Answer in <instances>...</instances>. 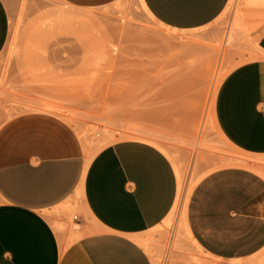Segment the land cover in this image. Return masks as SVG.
<instances>
[{"label":"rangeland","instance_id":"1","mask_svg":"<svg viewBox=\"0 0 264 264\" xmlns=\"http://www.w3.org/2000/svg\"><path fill=\"white\" fill-rule=\"evenodd\" d=\"M255 1L235 0L209 25L176 30L140 0H6L0 130L24 115L49 114L73 130L88 155L130 132L151 135L185 173L183 209L142 238L153 263L256 264L202 252L183 225L197 182L236 156L249 157L220 134L213 108L228 73L258 53L264 8H252ZM78 199L46 213L64 249L81 235L74 229Z\"/></svg>","mask_w":264,"mask_h":264},{"label":"crops","instance_id":"2","mask_svg":"<svg viewBox=\"0 0 264 264\" xmlns=\"http://www.w3.org/2000/svg\"><path fill=\"white\" fill-rule=\"evenodd\" d=\"M96 6L109 0H68ZM151 15L176 30L209 25L230 0H143ZM253 4V5H252ZM252 8H264V0ZM6 0H0V53L10 33ZM258 53L223 80L214 102L222 136L264 169V26ZM88 152L73 130L49 114H28L0 130V264H154L139 239L160 225L178 193L170 157L156 145L126 138ZM74 229L66 249L47 211L77 198ZM186 220L207 252L227 260L264 264V174L224 166L194 186Z\"/></svg>","mask_w":264,"mask_h":264},{"label":"bare ground","instance_id":"3","mask_svg":"<svg viewBox=\"0 0 264 264\" xmlns=\"http://www.w3.org/2000/svg\"><path fill=\"white\" fill-rule=\"evenodd\" d=\"M145 8V10L148 12V14L151 15V13L148 11L147 7L145 6L143 0H140ZM235 0H230L229 4L227 5V8L230 7V5L232 3H234ZM249 1H253V0H249ZM152 16V15H151ZM153 17V16H152ZM154 18V17H153ZM168 39V38H167ZM170 36H169V40H170ZM213 115H214V111H213ZM215 120V119H214ZM216 125V124H215ZM217 127V126H216ZM219 130V129H218ZM220 132V131H219ZM221 134V133H220ZM127 138H133V139H140V140H145L148 141L154 145H156L158 148H160L163 152L166 153V150L162 147L159 146V144L157 143V140L153 137H151V135L148 134H144V133H129L127 135ZM105 147V146H104ZM103 148V147H102ZM101 148V149H102ZM99 151V150H98ZM97 151V152H98ZM96 152V153H97ZM167 154V153H166ZM95 155V154H94ZM94 155H87V164L92 160V158L94 157ZM168 155V154H167ZM253 158L251 157H246V156H236L232 159V161L230 162V166H246V167H250L253 168L255 170H258L259 172L264 174V169H262L261 167H259V165H257V163H255ZM173 165L175 167V170L177 172V176H178V193H177V197L175 200V204L171 210V212L169 213V217L170 216H174L178 211H180L181 209H183V205L185 203V173L183 171V169L180 167L179 163L176 160H173ZM83 193V182L81 181V183L79 184L78 188H77V194L78 196H81ZM186 212H187V206L184 207V221H183V225L189 235V237L191 238V240L194 242V244L202 251L207 253L197 242L196 240L191 236V233L188 229V225H187V220H186ZM167 216V217H168ZM139 241L142 244V238L139 239ZM209 254V253H207ZM214 264V263H213Z\"/></svg>","mask_w":264,"mask_h":264},{"label":"built area","instance_id":"4","mask_svg":"<svg viewBox=\"0 0 264 264\" xmlns=\"http://www.w3.org/2000/svg\"><path fill=\"white\" fill-rule=\"evenodd\" d=\"M75 217H76V215H75Z\"/></svg>","mask_w":264,"mask_h":264}]
</instances>
